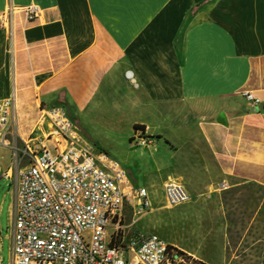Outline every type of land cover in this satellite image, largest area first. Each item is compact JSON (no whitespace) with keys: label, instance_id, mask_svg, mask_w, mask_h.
<instances>
[{"label":"crops","instance_id":"0c3cea01","mask_svg":"<svg viewBox=\"0 0 264 264\" xmlns=\"http://www.w3.org/2000/svg\"><path fill=\"white\" fill-rule=\"evenodd\" d=\"M30 6L41 12L33 21ZM10 10L12 28L0 24V101L16 94L20 137L45 130V105L64 107L89 139L87 116L127 125L130 143L145 126L164 175L160 189L142 187L150 213L134 223L125 207L127 237L156 234L203 264H264V0H0V15ZM20 110L33 113L30 132H20ZM171 176L188 204L168 207ZM8 181L1 248L12 244L16 213ZM145 218L155 232L139 226Z\"/></svg>","mask_w":264,"mask_h":264},{"label":"built area","instance_id":"2783aa9c","mask_svg":"<svg viewBox=\"0 0 264 264\" xmlns=\"http://www.w3.org/2000/svg\"><path fill=\"white\" fill-rule=\"evenodd\" d=\"M25 13L33 21L41 12L30 6ZM13 18L10 10L0 15V22L12 28ZM243 95L255 106L262 103L253 93ZM16 115V94L0 101V149L15 151L17 166L23 158H31L14 181L12 264H203L187 261L156 234L129 238L121 231L127 205L134 223L151 212L150 193L133 186L115 160L95 152L64 107L45 110L53 131L47 136L44 131L33 133L28 141L17 131ZM19 138L22 148L16 146ZM133 142L144 147L151 144L142 132L135 134ZM164 192L170 208L191 200L176 179L167 181Z\"/></svg>","mask_w":264,"mask_h":264},{"label":"rangeland","instance_id":"374dc122","mask_svg":"<svg viewBox=\"0 0 264 264\" xmlns=\"http://www.w3.org/2000/svg\"><path fill=\"white\" fill-rule=\"evenodd\" d=\"M1 26L3 27L2 24ZM48 108L51 107H49L48 105H45L43 107L44 111ZM31 111L33 112L34 110ZM71 115L76 121L77 118L75 117V115L72 113ZM18 120L20 132L23 133L30 132L35 123L33 113H28L26 114V116H24L22 110L18 112ZM108 120L110 119L98 115L87 116V118L85 119V126L88 128L91 135L95 137V139H89L87 134H85L83 128L81 126L79 127L78 125L80 130L87 137L86 141L88 145L93 148L95 152L107 155L109 158L115 160L121 167L125 168L128 173L129 179L134 184V186L147 188L154 186V189H160L158 185L161 180L159 181V179L162 175H164V171H159V168H163V166H160L161 163L157 161V157H150L147 149L144 146H138L137 144H135L133 142L134 140H131L130 143L126 136V134L129 133V131L126 130L127 125L123 123V125L113 123ZM49 124L50 122H47L44 127L45 130L43 133L46 136L51 133ZM38 129L41 128L39 127ZM162 144L165 143L163 142ZM16 146L18 148H22L24 147V142L19 138L16 141ZM50 149L54 152L53 146H50ZM143 153H145V155H143ZM15 158L16 154L12 149L6 148L5 150L0 151V194L4 189L5 191H7L9 189V186L12 184V182L10 183L8 181L9 179L7 177L10 175L11 180H17L19 170L24 168L31 161L30 156H28L26 158H23L20 166H17L14 164ZM170 178L175 177L171 176ZM168 180L169 179L164 182L162 188L165 186ZM153 192L154 194H156V197H158L160 200L162 199V194L159 190H154ZM154 205V211H157L160 208L158 207L159 202L155 201ZM151 220L145 218L139 226L144 227L146 231L153 233L155 232V228L153 227L154 223ZM127 223H129V219H127ZM0 264H12L11 242L7 241L4 243L2 248L0 247Z\"/></svg>","mask_w":264,"mask_h":264},{"label":"trees","instance_id":"16d2710c","mask_svg":"<svg viewBox=\"0 0 264 264\" xmlns=\"http://www.w3.org/2000/svg\"><path fill=\"white\" fill-rule=\"evenodd\" d=\"M146 131V127L143 125H135V133H140L142 132V134H145ZM134 139H132L133 141ZM177 250V249H176ZM179 254L184 257L187 261H192V259H190L189 257H187V255L181 251H179Z\"/></svg>","mask_w":264,"mask_h":264},{"label":"bare ground","instance_id":"6f19581e","mask_svg":"<svg viewBox=\"0 0 264 264\" xmlns=\"http://www.w3.org/2000/svg\"><path fill=\"white\" fill-rule=\"evenodd\" d=\"M12 25H13V23H12ZM49 127H50V130L52 132L53 131V126H52L51 123L49 124ZM120 229H121V231H124V222H120Z\"/></svg>","mask_w":264,"mask_h":264},{"label":"water","instance_id":"95a60500","mask_svg":"<svg viewBox=\"0 0 264 264\" xmlns=\"http://www.w3.org/2000/svg\"><path fill=\"white\" fill-rule=\"evenodd\" d=\"M219 122H220L221 124H224V125L227 124V123H226V117H225L224 115H222L221 118L219 119Z\"/></svg>","mask_w":264,"mask_h":264}]
</instances>
